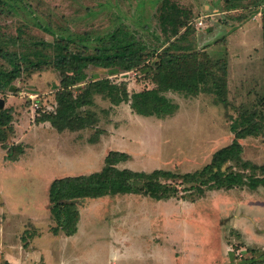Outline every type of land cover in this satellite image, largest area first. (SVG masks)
Here are the masks:
<instances>
[{
  "label": "rangeland",
  "instance_id": "rangeland-1",
  "mask_svg": "<svg viewBox=\"0 0 264 264\" xmlns=\"http://www.w3.org/2000/svg\"><path fill=\"white\" fill-rule=\"evenodd\" d=\"M164 1L0 0V46L35 57V42L70 36L77 39L72 49L93 53L115 33L128 37L142 48L143 63L133 69L91 66L87 81L110 78L132 94L156 87L164 49L179 50L160 25ZM168 1L183 10L199 57L227 60L228 104L210 93L167 91L179 108L159 118L135 113L130 103L113 105L97 93L94 125L58 131L36 119L55 109L60 71L53 63L22 71L10 89L0 91V109L11 115L0 128V264H264V183L207 190L192 201L195 189L185 190L190 184L175 179L169 183L180 196L86 200L75 235L52 231L49 187L55 178L100 170L111 150L130 154L122 168L192 172L233 142L235 118L263 113L264 0ZM39 47L54 57V46ZM0 68L12 67L0 57ZM240 142L245 160L264 164V133ZM14 144L25 145V153L12 162L4 146Z\"/></svg>",
  "mask_w": 264,
  "mask_h": 264
},
{
  "label": "trees",
  "instance_id": "trees-1",
  "mask_svg": "<svg viewBox=\"0 0 264 264\" xmlns=\"http://www.w3.org/2000/svg\"><path fill=\"white\" fill-rule=\"evenodd\" d=\"M182 15L183 10L179 6L164 1L159 17L160 25L165 33L170 34V45L179 50L171 51V46L164 49L155 73L156 87L130 94L125 83H115L110 78L87 81V70L91 66L133 69L143 63L144 53L137 41L115 33L110 40L101 43L102 46L94 48L93 53L72 49L77 39L70 36L61 37L54 43L35 42V57L10 52L0 46V57L12 67L10 70L0 68V91L10 89L15 79L28 67L43 68L53 63L61 73L60 88L55 97L56 107L47 112L40 109L43 114L36 120L38 123L50 122L58 131H76L94 125L97 116L91 112V108L95 104L94 94L97 93L109 99L113 105L130 103L135 113L159 118L172 115L179 108L177 103L165 95L167 91L185 96L210 93L215 95L217 103L227 105L228 62L226 59L211 61L207 55H204L205 59L199 57V51L192 48L191 36L194 30L188 21L183 20ZM181 27H185L184 32H181ZM40 45L44 49L54 46V57L44 54ZM10 120L11 115L0 109V128L8 126ZM231 130L235 134L233 142L218 149L210 163L192 172L176 173L164 169L147 172L122 168L119 164L128 160L130 154L111 150L105 157L102 169L55 178L49 187V210L56 222L52 231L54 234L63 231L68 236L75 235L79 231L82 217L80 207L86 200L116 194H139L158 201L180 196L179 189L169 183L175 179L190 184L184 187L185 190L195 189L190 195L192 201L204 197L207 190H230L245 184L256 189L264 183V164L257 165L245 160L240 140L264 133V111L260 115L257 112L250 115L245 113L235 118ZM4 148L7 150L5 158L12 162L18 161L25 153L23 144ZM238 168L239 171L236 170Z\"/></svg>",
  "mask_w": 264,
  "mask_h": 264
},
{
  "label": "water",
  "instance_id": "water-1",
  "mask_svg": "<svg viewBox=\"0 0 264 264\" xmlns=\"http://www.w3.org/2000/svg\"><path fill=\"white\" fill-rule=\"evenodd\" d=\"M4 106V101L2 99H0V107Z\"/></svg>",
  "mask_w": 264,
  "mask_h": 264
}]
</instances>
